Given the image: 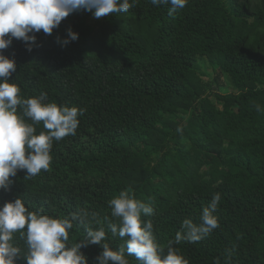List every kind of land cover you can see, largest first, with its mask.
Returning <instances> with one entry per match:
<instances>
[{
    "label": "trees",
    "instance_id": "1",
    "mask_svg": "<svg viewBox=\"0 0 264 264\" xmlns=\"http://www.w3.org/2000/svg\"><path fill=\"white\" fill-rule=\"evenodd\" d=\"M130 3L128 12L101 19L95 10L74 12L51 35L30 33L34 44L13 39L4 50L16 61L10 82L23 98L46 92V103L83 115L74 136L53 142L50 171L26 177L21 170L10 190L0 189V210L20 197L30 211L54 218L87 209L108 228L115 222L109 201L131 190L151 202L155 215L145 219L167 248L184 219L201 223L219 192L220 227L175 247L190 264H264V111L256 108L264 110V0H188L173 15L170 5ZM68 29L78 39L65 46ZM200 58L230 93L202 80ZM86 235L77 223L69 243ZM126 239L108 228L105 242L119 250ZM14 243L27 254L20 233ZM81 251L98 264L100 245Z\"/></svg>",
    "mask_w": 264,
    "mask_h": 264
},
{
    "label": "clouds",
    "instance_id": "2",
    "mask_svg": "<svg viewBox=\"0 0 264 264\" xmlns=\"http://www.w3.org/2000/svg\"><path fill=\"white\" fill-rule=\"evenodd\" d=\"M156 6L170 5L169 15L187 6L188 0H152ZM130 0H0V189L10 190L15 177L26 170V177H34L41 171H50L51 150L54 141L75 135L83 111L56 102L46 103L48 94L25 99L18 84L10 82L17 70L14 59L3 54L13 39L25 42L36 41L35 35L43 31L51 35L70 14L87 10L94 11V18L128 12ZM68 40L78 39V34L68 29ZM7 37V38H6ZM58 42H59V38ZM29 51L32 50L29 46ZM257 111H264L259 105ZM27 118V119H26ZM31 121V122H29ZM43 124L44 131L37 133L36 125ZM181 134L183 128L178 129ZM221 194L217 192L211 203L203 208L201 223L184 219L182 230L174 240L162 246L154 234L152 219L155 209L151 202L138 199L131 190L120 192L111 199L112 220L108 228L112 234L127 238L119 250H113L97 213L78 209L69 216L54 218L42 212L30 211L22 198L6 202L0 210V264H16L17 259L27 264H88V257L81 251L89 245H100L102 251L96 257L98 264H130L127 256L135 257L140 264H190L180 249L175 247L185 241L200 242L220 227L218 210ZM86 229L87 235L78 242L70 241V230L76 224ZM99 225L94 228L93 225ZM20 233L25 241L27 254L21 255L22 247L14 243V234ZM230 259V254H229ZM216 264H220L219 259Z\"/></svg>",
    "mask_w": 264,
    "mask_h": 264
},
{
    "label": "rangeland",
    "instance_id": "3",
    "mask_svg": "<svg viewBox=\"0 0 264 264\" xmlns=\"http://www.w3.org/2000/svg\"><path fill=\"white\" fill-rule=\"evenodd\" d=\"M198 69L199 73L202 76V80L209 84V88L212 89V91L219 93V94H228L231 92V89L229 87V84L222 83V88L219 89L217 87V84L214 82V71L212 66L209 64L208 60L206 58H200L198 60Z\"/></svg>",
    "mask_w": 264,
    "mask_h": 264
}]
</instances>
